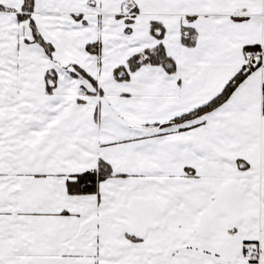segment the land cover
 Masks as SVG:
<instances>
[{"label":"snow or ice","instance_id":"6c2138e0","mask_svg":"<svg viewBox=\"0 0 264 264\" xmlns=\"http://www.w3.org/2000/svg\"><path fill=\"white\" fill-rule=\"evenodd\" d=\"M0 264H264V0H0Z\"/></svg>","mask_w":264,"mask_h":264}]
</instances>
